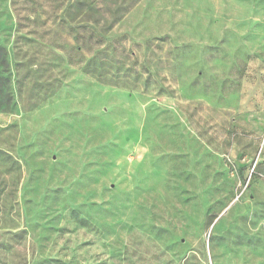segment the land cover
<instances>
[{
    "label": "rangeland",
    "instance_id": "rangeland-1",
    "mask_svg": "<svg viewBox=\"0 0 264 264\" xmlns=\"http://www.w3.org/2000/svg\"><path fill=\"white\" fill-rule=\"evenodd\" d=\"M0 264H264V0H0Z\"/></svg>",
    "mask_w": 264,
    "mask_h": 264
}]
</instances>
